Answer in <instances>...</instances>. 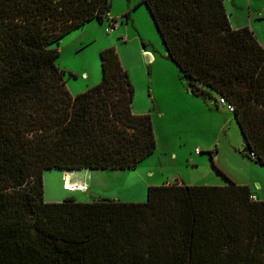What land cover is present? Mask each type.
<instances>
[{
    "label": "trees",
    "instance_id": "trees-1",
    "mask_svg": "<svg viewBox=\"0 0 264 264\" xmlns=\"http://www.w3.org/2000/svg\"><path fill=\"white\" fill-rule=\"evenodd\" d=\"M141 3L180 79L233 105L245 154L264 166V47L253 31L231 27L223 0ZM110 7L0 0V264H264V200L224 174L225 185L148 186L144 202L45 201L44 171L135 168L155 150L114 47L99 51L100 82L74 96L56 64L60 40Z\"/></svg>",
    "mask_w": 264,
    "mask_h": 264
},
{
    "label": "rangeland",
    "instance_id": "rangeland-1",
    "mask_svg": "<svg viewBox=\"0 0 264 264\" xmlns=\"http://www.w3.org/2000/svg\"><path fill=\"white\" fill-rule=\"evenodd\" d=\"M110 1L108 19L102 23L92 20L60 40L59 45L55 46L60 52L56 64L65 70L68 91L82 93L101 80L99 51L114 47L133 88L131 110L151 116L156 148L133 171L116 175L114 170L109 169L106 181L96 191L91 189L83 195L63 191L62 171H44V199L48 201H62L66 197H73L80 202H89L98 197L117 200L115 196L118 195L119 201L144 202L148 187L146 183L149 181L164 178L172 182L177 178L186 183L193 182L192 185H203L201 183L211 181L215 167L220 171L221 164L236 167L234 160L222 153V139H217L221 150L217 157L214 134L206 130L200 132L202 124L197 123L195 116L181 102L183 85L178 67L166 57L165 48L146 6L141 0ZM146 54L151 56L149 63L145 61ZM154 57L156 62L152 64ZM233 122L242 140L234 118ZM239 154L245 155L242 152ZM261 170L264 171V168L261 167ZM149 172L152 174L149 175ZM152 175L154 177L150 179ZM82 184L84 189L79 191L85 192L86 181ZM254 187L259 188L256 184Z\"/></svg>",
    "mask_w": 264,
    "mask_h": 264
},
{
    "label": "crops",
    "instance_id": "crops-1",
    "mask_svg": "<svg viewBox=\"0 0 264 264\" xmlns=\"http://www.w3.org/2000/svg\"><path fill=\"white\" fill-rule=\"evenodd\" d=\"M224 5L231 27L234 29L242 28L244 26L249 27L253 31L259 43L264 47V0H229L226 1ZM166 57H167V53H166ZM155 62H156V58L154 57V61L152 62V64H154ZM181 84L183 85V87L181 86V102L188 107L187 111L195 116V118L197 119V123L202 124L200 125L201 126L200 132L206 130L211 135L214 134L215 136L214 148L217 157H218V153L222 150L223 154L225 153L228 154L229 157L232 160H234V166H236V167L233 166L231 167L227 164L219 165V168L222 171L219 172L215 169L216 171L214 172L213 170V174H211L212 176L210 177L211 181L210 182L207 181L201 184L225 185L228 183V181L225 178V176H227L230 180H232L236 184L249 186L251 192L257 197V199L264 200V171L261 170V167L264 168V166L259 165L257 161H255L253 158L250 157V155H248V157L245 158L246 155L245 142L243 137L242 140H240L239 134L233 124L234 123L233 118L235 120L234 114L232 112H229L224 106L218 103L219 95L214 91H208L206 92L205 95H195L189 90L185 80H183L182 78H181ZM71 94L74 96L77 93L72 92ZM135 114H143V113L136 112ZM231 114L233 115V118ZM208 124L210 127H208ZM211 128H213V130ZM217 139L218 140L222 139L221 150L220 147L218 146ZM198 152L201 151L198 150ZM241 152L245 155H240L239 153ZM210 158L212 159L211 152H210ZM112 170H114L115 171L114 173L118 175L119 173H124L126 171H133L134 168L112 169ZM64 171H68V170H63L62 172ZM83 171L86 172L87 179L81 182L82 186L76 187L71 190H65L64 188H62L63 191L67 193L77 192L80 195L87 193L91 189L93 191H96L95 189H97V187H100L101 183L106 181L107 176L110 173L109 169H89V170L84 169ZM151 174L152 173L149 172V175ZM62 177H64V174ZM153 177L154 175L150 176V179H152ZM84 181H86L85 186L87 187V189L85 190V192L83 191L80 192L79 190L84 189V186L82 184L84 183ZM174 183L185 184V185L193 184V182L186 183L183 179H177V178L174 179L172 182L169 181L168 179L159 178L156 179L155 181H149L146 184L148 186L151 185L154 186V185H162V184L167 185ZM256 183L259 185L258 186L259 188L254 187ZM117 196H115V198L119 200ZM125 200L133 201V199H125ZM45 201L48 200L45 199ZM49 202H58V201H49Z\"/></svg>",
    "mask_w": 264,
    "mask_h": 264
},
{
    "label": "bare ground",
    "instance_id": "bare-ground-1",
    "mask_svg": "<svg viewBox=\"0 0 264 264\" xmlns=\"http://www.w3.org/2000/svg\"><path fill=\"white\" fill-rule=\"evenodd\" d=\"M149 59L151 60V56H149ZM83 170L84 169H75L70 171H64L63 184H62L63 188L65 190H71L76 187H81L82 186L81 182L87 179L86 172Z\"/></svg>",
    "mask_w": 264,
    "mask_h": 264
},
{
    "label": "built area",
    "instance_id": "built-area-1",
    "mask_svg": "<svg viewBox=\"0 0 264 264\" xmlns=\"http://www.w3.org/2000/svg\"><path fill=\"white\" fill-rule=\"evenodd\" d=\"M223 1H229V0H223ZM218 103L221 104L222 106H224L229 112H234V107L233 105L229 104L226 99L223 96H219L218 97ZM250 157L251 158H255V154L253 152L250 153ZM251 199L252 200H256V196L255 195H251Z\"/></svg>",
    "mask_w": 264,
    "mask_h": 264
},
{
    "label": "water",
    "instance_id": "water-1",
    "mask_svg": "<svg viewBox=\"0 0 264 264\" xmlns=\"http://www.w3.org/2000/svg\"><path fill=\"white\" fill-rule=\"evenodd\" d=\"M145 61L147 62V63H149L150 62V59H149V56L148 55H145ZM259 185L256 183V187H258Z\"/></svg>",
    "mask_w": 264,
    "mask_h": 264
}]
</instances>
